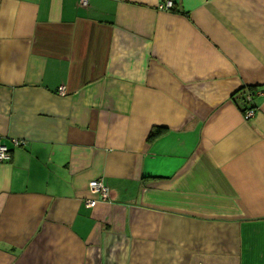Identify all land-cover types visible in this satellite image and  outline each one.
<instances>
[{
    "label": "crops",
    "instance_id": "obj_1",
    "mask_svg": "<svg viewBox=\"0 0 264 264\" xmlns=\"http://www.w3.org/2000/svg\"><path fill=\"white\" fill-rule=\"evenodd\" d=\"M163 1L0 0V264H264V0Z\"/></svg>",
    "mask_w": 264,
    "mask_h": 264
},
{
    "label": "built area",
    "instance_id": "obj_2",
    "mask_svg": "<svg viewBox=\"0 0 264 264\" xmlns=\"http://www.w3.org/2000/svg\"><path fill=\"white\" fill-rule=\"evenodd\" d=\"M88 0H78V4L85 6L87 4ZM172 7V2L170 0H165L162 3L158 4V8L160 9H170ZM59 93L63 94L64 90L61 87L59 89ZM264 96V91L261 92ZM252 95V92L249 90L246 91L245 93V99L247 101H250V97ZM255 113V108L254 107H248L243 110V118L248 119L252 117ZM15 144H18L17 141H14ZM9 158V152L8 148L4 144H0V161L1 160H6ZM88 189L92 194L95 195L94 198H88L86 200V204L89 207H93L98 200H107L109 192L108 188L105 185V183L102 181V179H93L88 182Z\"/></svg>",
    "mask_w": 264,
    "mask_h": 264
},
{
    "label": "trees",
    "instance_id": "obj_3",
    "mask_svg": "<svg viewBox=\"0 0 264 264\" xmlns=\"http://www.w3.org/2000/svg\"><path fill=\"white\" fill-rule=\"evenodd\" d=\"M249 91L253 93V89H249ZM245 101H246V102H249V101H247L246 99H245ZM248 107H254V106L248 104L247 106L244 107V109H246V108H248ZM244 109H243V110H244ZM243 110H242V111H243ZM157 130H158V128H155V129L151 130V131L149 132V136H151L152 134H154Z\"/></svg>",
    "mask_w": 264,
    "mask_h": 264
}]
</instances>
